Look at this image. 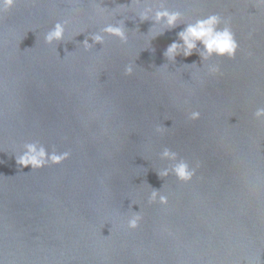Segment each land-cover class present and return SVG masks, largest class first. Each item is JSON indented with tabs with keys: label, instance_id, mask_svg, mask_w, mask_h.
<instances>
[{
	"label": "water",
	"instance_id": "1",
	"mask_svg": "<svg viewBox=\"0 0 264 264\" xmlns=\"http://www.w3.org/2000/svg\"><path fill=\"white\" fill-rule=\"evenodd\" d=\"M142 6L18 0L0 18L3 264H264V124L253 117L264 107V8L168 0L187 21L230 18L240 45L234 59L201 62L194 52L170 63L163 53L184 25L152 39V22L135 15ZM121 19L127 44L105 37L84 50L88 34ZM63 20L64 41L45 43ZM212 63L221 74H208ZM34 141L71 156L35 171L18 166L15 154ZM165 147L199 162L191 182L157 175L170 164ZM152 188L166 206L148 203ZM139 211L140 226L128 229Z\"/></svg>",
	"mask_w": 264,
	"mask_h": 264
},
{
	"label": "clouds",
	"instance_id": "2",
	"mask_svg": "<svg viewBox=\"0 0 264 264\" xmlns=\"http://www.w3.org/2000/svg\"><path fill=\"white\" fill-rule=\"evenodd\" d=\"M17 2L18 0H0V18L15 8ZM132 2L136 5H143L136 11L135 15L140 22H152V26L148 31L152 33V39L163 35L166 31L177 28L181 24L184 25L183 29L177 33L178 39L169 44L163 53L170 63H175L177 56L189 57L194 52L200 56L201 62H208L213 57L234 59L240 50V45L231 27L230 18H224L220 14H209L202 18H196L194 21H187L181 11L172 10L167 6L168 0H132ZM252 3L257 8H264V0H252ZM120 7L123 9L124 5ZM104 14L105 8L98 5L96 15L103 17ZM69 23V20L57 21L45 33L44 42L50 45L54 42L64 41ZM81 33L83 32H78L75 35L78 36ZM105 37H114L122 44H127L129 37L125 20L121 19L116 23H104L99 31L88 34L81 45L85 51H89L97 44L103 45ZM89 40H91V43ZM248 55L251 56L252 53L248 52ZM192 65L196 64L193 63ZM207 71L212 76L221 74L220 65L216 63L208 64ZM133 72L134 64H127L124 68V74L131 76ZM200 115L199 111H191L188 113V119L196 121L200 119ZM253 117L256 121L264 124V107L256 108ZM165 129L166 127H157L156 132L162 134ZM70 156V151L57 152L55 149L49 151L39 141H34L25 143L23 150L19 154H15V160L18 166H31L32 171H35L50 165H60ZM160 158L170 162L168 167L157 171V175L161 179L174 175L178 181L189 183L196 174V168L200 167L199 162L195 167H191L185 159L179 157L177 152L167 147L160 153ZM157 202L162 206H166L168 197L162 194L160 190L152 188L148 196V203ZM142 218L140 211L133 212L127 219V228L130 230L137 229ZM0 264H3L2 260H0ZM241 264H251V262L245 260ZM257 264H259L258 261Z\"/></svg>",
	"mask_w": 264,
	"mask_h": 264
}]
</instances>
